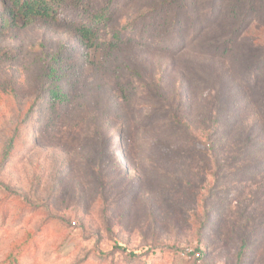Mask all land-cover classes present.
<instances>
[{
	"label": "rangeland",
	"instance_id": "rangeland-1",
	"mask_svg": "<svg viewBox=\"0 0 264 264\" xmlns=\"http://www.w3.org/2000/svg\"><path fill=\"white\" fill-rule=\"evenodd\" d=\"M100 37H0V264H264V0H120Z\"/></svg>",
	"mask_w": 264,
	"mask_h": 264
},
{
	"label": "trees",
	"instance_id": "trees-1",
	"mask_svg": "<svg viewBox=\"0 0 264 264\" xmlns=\"http://www.w3.org/2000/svg\"><path fill=\"white\" fill-rule=\"evenodd\" d=\"M119 2L120 0H103L95 8L92 0H0V37L14 27L41 21L73 30L84 49H93V54L102 45L112 50L117 43L102 40L100 31L111 21ZM112 40L125 39L122 32L117 31ZM61 59L59 54L55 55L47 73L50 79L49 97L54 102L64 101L68 96L60 84ZM88 61H91V58L85 51V58L78 57L73 65L84 67ZM71 74H74V71Z\"/></svg>",
	"mask_w": 264,
	"mask_h": 264
},
{
	"label": "built area",
	"instance_id": "built-area-1",
	"mask_svg": "<svg viewBox=\"0 0 264 264\" xmlns=\"http://www.w3.org/2000/svg\"><path fill=\"white\" fill-rule=\"evenodd\" d=\"M196 256H197V257H199V256H200V254H199V253H197V254H196Z\"/></svg>",
	"mask_w": 264,
	"mask_h": 264
}]
</instances>
